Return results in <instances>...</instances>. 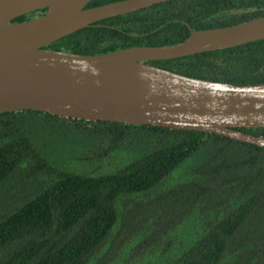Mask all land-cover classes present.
<instances>
[{"label":"trees","instance_id":"trees-1","mask_svg":"<svg viewBox=\"0 0 264 264\" xmlns=\"http://www.w3.org/2000/svg\"><path fill=\"white\" fill-rule=\"evenodd\" d=\"M122 1L92 0L86 9ZM259 18L264 0H174L47 49L99 56L167 47ZM149 65L264 84V41ZM239 131L264 138V128ZM0 264H264V148L33 111L0 115Z\"/></svg>","mask_w":264,"mask_h":264},{"label":"water","instance_id":"water-1","mask_svg":"<svg viewBox=\"0 0 264 264\" xmlns=\"http://www.w3.org/2000/svg\"><path fill=\"white\" fill-rule=\"evenodd\" d=\"M0 0V115L33 111L85 122L149 126L222 136L264 148L240 132L264 128V84L192 79L149 65L264 41V18L193 32L181 44L99 56L47 49L89 26L174 0ZM47 10L42 18L14 23Z\"/></svg>","mask_w":264,"mask_h":264}]
</instances>
